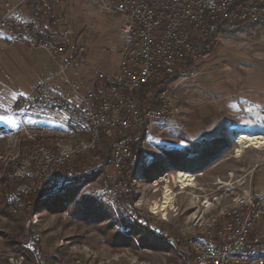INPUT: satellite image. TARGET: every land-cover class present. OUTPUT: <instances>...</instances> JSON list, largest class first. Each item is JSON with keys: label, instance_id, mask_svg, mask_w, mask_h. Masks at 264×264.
Listing matches in <instances>:
<instances>
[{"label": "rangeland", "instance_id": "rangeland-1", "mask_svg": "<svg viewBox=\"0 0 264 264\" xmlns=\"http://www.w3.org/2000/svg\"><path fill=\"white\" fill-rule=\"evenodd\" d=\"M163 89L171 117L152 123L134 171L122 177L99 171L81 179L89 172L87 156H80L73 162L74 178L36 206L38 182L18 174L26 153L39 143L73 145L86 135L54 131L65 125L63 117L60 125L29 119L27 132L0 129V264H191L187 240L200 230L197 219L209 215L205 201L216 198L219 207L245 190L264 192V28L224 34L186 77L165 88L150 87L140 103L156 106ZM30 110L25 103L20 113L31 115ZM238 133L253 140L240 152ZM107 139L94 153H110L114 139ZM196 151L202 158L191 160ZM181 168L188 169L184 187L177 177ZM117 180L125 185L120 198L135 217L113 209L103 197L102 188ZM22 182L30 193L19 197ZM168 188L173 202L164 212L153 211ZM60 203L58 210L49 208ZM8 204L18 207L16 213ZM254 264H264V251Z\"/></svg>", "mask_w": 264, "mask_h": 264}, {"label": "built area", "instance_id": "built-area-1", "mask_svg": "<svg viewBox=\"0 0 264 264\" xmlns=\"http://www.w3.org/2000/svg\"><path fill=\"white\" fill-rule=\"evenodd\" d=\"M26 2L28 9L0 0V32L28 49L48 52L56 63L54 75L63 79L61 85L51 79L38 82L24 102L35 116L53 104L51 116L61 113L86 133V139L76 144L57 141L48 148L39 143L26 153L18 174L37 181L40 194L72 180L73 162L83 155L87 172L122 177L140 160L133 147L143 152L152 123L168 121L172 113L166 89L159 91L156 106L140 103V89L162 79L186 77L228 30L241 31L250 24L264 28V0H103L100 9L118 22L120 64L110 77L96 71L106 83L105 90L97 93L67 78L73 64L60 57L67 49L56 36V0ZM35 23L42 25V34L34 32ZM15 122L18 130L32 129L23 119ZM102 135L114 139L107 156L94 153ZM124 187L118 180L106 185L103 197L113 209L135 217L133 208L120 198ZM18 188L22 195L30 193L26 182ZM203 208L209 215L197 219L200 230L187 240L191 264L256 263L264 251V192L245 190L219 207L214 198Z\"/></svg>", "mask_w": 264, "mask_h": 264}, {"label": "crops", "instance_id": "crops-1", "mask_svg": "<svg viewBox=\"0 0 264 264\" xmlns=\"http://www.w3.org/2000/svg\"><path fill=\"white\" fill-rule=\"evenodd\" d=\"M10 1L25 6V9L29 8L26 0ZM102 1L56 0L55 9L59 19L56 36L67 49L60 57L69 58L73 64L67 71V78L81 84L84 89L94 88L97 93L105 90L106 83L96 75V71L110 77L120 64L118 22L100 9ZM33 30L36 34H42V25L33 24ZM55 69L56 63L48 52L28 49L23 42L0 32V129L16 127L15 118L27 123L29 119L37 118L41 123L47 119L60 125L62 123L59 118L63 117L65 125L55 126L58 128L54 131L65 132L67 135H86L70 124L65 115L58 113L51 116L53 104L38 116L20 113L25 104L24 97L38 82L51 79L58 85L62 84L63 78L54 75Z\"/></svg>", "mask_w": 264, "mask_h": 264}, {"label": "trees", "instance_id": "trees-1", "mask_svg": "<svg viewBox=\"0 0 264 264\" xmlns=\"http://www.w3.org/2000/svg\"><path fill=\"white\" fill-rule=\"evenodd\" d=\"M254 26H256L255 24H250V25H248V26H246L243 30H228L227 31V33L228 34H238V33H240V32H243V31H247V30H249V29H251L252 27H254ZM215 45L216 44H214V46L212 47V48H214L215 47ZM170 80H168V79H162V80H160L159 82H152V83H149V84H147V85H145V86H143L141 89H140V91H139V98H141L142 97V99H144V93H145V91H151V90H149L150 89V87H151V89L152 88H165L166 87V84L169 82ZM108 137H106L105 135H102V137H101V141L102 142H105V141H108V139H107ZM193 146H195V144H193ZM197 147V146H196ZM133 149H134V151H137V152H139V155H140V151H138L137 149V146H135V147H133ZM202 155V154H201ZM197 156H199V157H201L202 158V156H200V151H196V152H194V154L192 155V156H190V159L191 160H194L193 158H195V157H197ZM139 159H140V157H139ZM204 161V160H203ZM200 162L199 163V167H202L203 166V164H204V162ZM134 168L135 167H133L131 170L132 171H134ZM176 168V167H175ZM178 170H179V168H177ZM182 169V168H181ZM8 170V172H10L11 170L10 169H7ZM186 170H188V169H182V170H180V171H186ZM194 171H196V170H194ZM96 173H98V172H92V173H89L88 175H85V176H83V177H81V179H83V178H87V179H89L91 176H93V175H95ZM55 192H58V190H55V189H49V190H47V191H45L44 192V194H40L39 196L37 195L36 197H34V205L36 206V205H39V204H41V203H43L48 197H50V195L51 194H54ZM60 192V191H59ZM16 194L19 196V197H21L22 195L20 194V192L19 191H17L16 192ZM21 199V198H20ZM60 201V200H59ZM59 203V202H58ZM50 206V205H49ZM7 209L9 208L10 209V211H12V212H14V213H16V211H17V206H10L9 204L8 205H6L5 206ZM48 207V206H47ZM62 207V203H60V205L58 204V205H55L54 207L53 206H50L49 208L50 209H53V210H58V209H60ZM1 212V211H0ZM104 218V217H103ZM137 222H138V220H137ZM122 237H128L127 235L126 236H122ZM26 253V252H25ZM24 253V254H25Z\"/></svg>", "mask_w": 264, "mask_h": 264}, {"label": "bare ground", "instance_id": "bare-ground-1", "mask_svg": "<svg viewBox=\"0 0 264 264\" xmlns=\"http://www.w3.org/2000/svg\"><path fill=\"white\" fill-rule=\"evenodd\" d=\"M234 141L238 144L239 148L237 149V152H240V147H244L247 146L249 143H252V138L244 133H238L235 137H234ZM242 149V148H241ZM239 155V154H238ZM186 175L184 172H178L177 173V177L179 180L180 185H182L183 187L186 186L182 183L186 184ZM192 177H194V174H192ZM164 193V192H163ZM173 192L169 189L165 190V200H162L160 202H155L154 205H152V210L158 212L160 209V211H165L170 204L173 202Z\"/></svg>", "mask_w": 264, "mask_h": 264}]
</instances>
